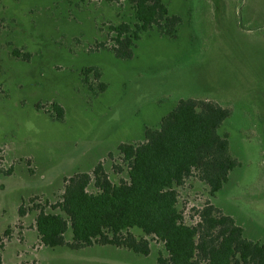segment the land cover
Listing matches in <instances>:
<instances>
[{"label":"rangeland","instance_id":"374dc122","mask_svg":"<svg viewBox=\"0 0 264 264\" xmlns=\"http://www.w3.org/2000/svg\"><path fill=\"white\" fill-rule=\"evenodd\" d=\"M161 2L179 18L175 35L153 27L120 58L110 28L134 23L127 0H0L1 264H157V241L148 256L112 246L43 247L34 220L76 174L102 165L112 183L125 181L118 147L142 142L188 99L230 112L217 132L237 165L213 198L196 179L185 182V222L210 203L245 239L264 243V0ZM51 104L63 109L62 120Z\"/></svg>","mask_w":264,"mask_h":264},{"label":"trees","instance_id":"16d2710c","mask_svg":"<svg viewBox=\"0 0 264 264\" xmlns=\"http://www.w3.org/2000/svg\"><path fill=\"white\" fill-rule=\"evenodd\" d=\"M127 1L134 23L110 28L117 57H130L139 35L153 27L175 35L179 18L170 16L161 0ZM13 54L23 56L15 50ZM92 72L100 78L93 69L85 74ZM104 87L100 84L99 91ZM51 107L55 120H62L63 109L57 104ZM229 114L214 102L181 100L158 129L145 130L142 142L118 147L125 181L112 183L102 165L65 179L60 199L49 210L37 208L34 229L39 244L71 250L112 246L148 256L150 241H157L163 248L157 264H264V243L245 239L242 229L212 204L205 203L197 212L199 221L194 225L184 221L179 208V192L187 180L205 185L213 198L237 165L229 155L227 136L217 132ZM120 167L115 166L116 172L121 173ZM19 214H25L23 207ZM132 229L142 236L135 237ZM68 230L70 242L64 240Z\"/></svg>","mask_w":264,"mask_h":264},{"label":"built area","instance_id":"2783aa9c","mask_svg":"<svg viewBox=\"0 0 264 264\" xmlns=\"http://www.w3.org/2000/svg\"><path fill=\"white\" fill-rule=\"evenodd\" d=\"M203 208V206L201 208H197V212L200 211L201 209ZM184 217V216H183ZM184 221H185V218H184ZM199 221V215L198 213L195 214L194 216V223H191V224H196L197 222Z\"/></svg>","mask_w":264,"mask_h":264}]
</instances>
